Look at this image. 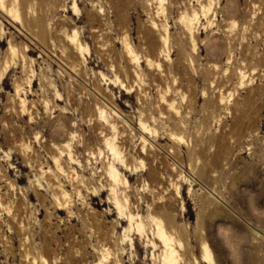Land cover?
Instances as JSON below:
<instances>
[{"label": "rangeland", "instance_id": "374dc122", "mask_svg": "<svg viewBox=\"0 0 264 264\" xmlns=\"http://www.w3.org/2000/svg\"><path fill=\"white\" fill-rule=\"evenodd\" d=\"M14 1L0 264H264V0Z\"/></svg>", "mask_w": 264, "mask_h": 264}, {"label": "bare ground", "instance_id": "6f19581e", "mask_svg": "<svg viewBox=\"0 0 264 264\" xmlns=\"http://www.w3.org/2000/svg\"><path fill=\"white\" fill-rule=\"evenodd\" d=\"M14 0H0V10L3 11L4 13H6L7 15L12 16L15 19H19V15L17 14V11L15 10V6H14ZM75 9L77 10V8L75 7ZM73 40H75L73 38ZM140 127L142 130L147 131V126L144 123L140 124ZM113 153H115L117 155V152L115 151V149H112ZM117 172L115 170H113L111 172V178L113 180H117ZM119 204V202H118ZM159 238H160V244L161 246L165 249L164 252V263L165 264H175L176 263V256H175V251L173 249V239L171 237L168 236L167 234V230L163 227H161L159 229ZM204 250H205V258H204V262L206 264H213V260L212 257L209 255L208 252V248L206 246H204ZM47 264V262H46Z\"/></svg>", "mask_w": 264, "mask_h": 264}]
</instances>
